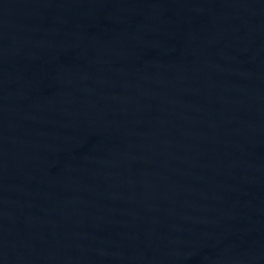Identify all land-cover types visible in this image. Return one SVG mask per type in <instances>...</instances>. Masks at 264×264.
<instances>
[{"label":"water","instance_id":"95a60500","mask_svg":"<svg viewBox=\"0 0 264 264\" xmlns=\"http://www.w3.org/2000/svg\"><path fill=\"white\" fill-rule=\"evenodd\" d=\"M0 264H264V0H0Z\"/></svg>","mask_w":264,"mask_h":264}]
</instances>
